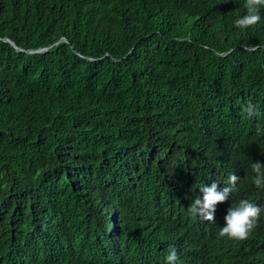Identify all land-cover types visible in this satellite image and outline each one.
Segmentation results:
<instances>
[{"label":"trees","instance_id":"trees-1","mask_svg":"<svg viewBox=\"0 0 264 264\" xmlns=\"http://www.w3.org/2000/svg\"><path fill=\"white\" fill-rule=\"evenodd\" d=\"M244 11L0 0V264H156L175 201L233 172L228 201L264 206V20L240 31ZM242 243L264 264V215Z\"/></svg>","mask_w":264,"mask_h":264},{"label":"clouds","instance_id":"clouds-1","mask_svg":"<svg viewBox=\"0 0 264 264\" xmlns=\"http://www.w3.org/2000/svg\"><path fill=\"white\" fill-rule=\"evenodd\" d=\"M244 9L234 21L236 29L247 31L264 20V0H244ZM248 163L255 188L264 191V163ZM239 181L233 172L223 188L217 180L202 183L200 194L191 191L186 212L175 201L177 215L160 234L156 264H252L242 241L257 228L264 206L249 199L230 203Z\"/></svg>","mask_w":264,"mask_h":264},{"label":"water","instance_id":"water-1","mask_svg":"<svg viewBox=\"0 0 264 264\" xmlns=\"http://www.w3.org/2000/svg\"><path fill=\"white\" fill-rule=\"evenodd\" d=\"M10 44H11L12 46H14L12 43H10ZM16 50L18 51V49H16ZM43 50H46V49H42V51H43Z\"/></svg>","mask_w":264,"mask_h":264}]
</instances>
